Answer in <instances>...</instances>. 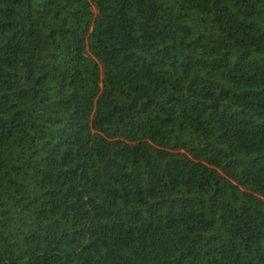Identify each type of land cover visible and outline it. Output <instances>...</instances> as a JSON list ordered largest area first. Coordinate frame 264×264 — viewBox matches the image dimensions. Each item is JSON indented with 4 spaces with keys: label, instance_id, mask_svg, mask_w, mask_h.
<instances>
[{
    "label": "trees",
    "instance_id": "obj_1",
    "mask_svg": "<svg viewBox=\"0 0 264 264\" xmlns=\"http://www.w3.org/2000/svg\"><path fill=\"white\" fill-rule=\"evenodd\" d=\"M0 264H264V0H0Z\"/></svg>",
    "mask_w": 264,
    "mask_h": 264
}]
</instances>
